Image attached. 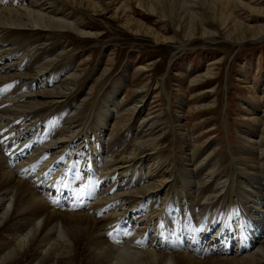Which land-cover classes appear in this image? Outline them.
I'll use <instances>...</instances> for the list:
<instances>
[{"label": "bare ground", "instance_id": "bare-ground-1", "mask_svg": "<svg viewBox=\"0 0 264 264\" xmlns=\"http://www.w3.org/2000/svg\"><path fill=\"white\" fill-rule=\"evenodd\" d=\"M103 1L0 0V264H264L262 117L252 119V131H241V139L247 143L231 153L230 170V159L226 157V161L223 153L214 150L215 141L206 145L190 141L179 114L174 123L177 155L157 151L162 143L158 136L162 122L148 117L147 101L121 98L126 86L123 77L119 76V84L97 94L94 113L89 111L85 106L91 92L82 90L75 62H65L64 46L48 38L52 31L93 34L79 22L77 10L97 12ZM127 1L123 0L118 10L124 15L130 6ZM175 1L181 9L178 14L183 15L188 5ZM200 1L214 15L227 12L225 25L233 20L229 7L235 5L233 0ZM144 4L140 0L138 6L143 8ZM245 6L264 13V9ZM150 9L157 11L154 6ZM161 9L166 10L165 3ZM188 21L194 23L195 19ZM232 23L236 32L245 28L250 39H264V24L253 28L240 21ZM231 32L229 29V37ZM245 36L241 33L238 38ZM256 89L264 93L263 87ZM263 105L259 101L254 111L258 113ZM181 107L180 103V112ZM91 115L88 128L84 125ZM47 116L50 119L40 133V142L24 137L27 129ZM8 118H17L16 124ZM111 135L117 137L106 145ZM80 136L92 138L89 155L84 150L73 155L72 147L63 145L66 138ZM130 136L137 142L128 149H117ZM39 145L40 157L31 156L40 150ZM100 146L104 156L96 154ZM110 153L112 163L106 161ZM22 158L26 162L20 163ZM171 160L173 166L162 171L159 164ZM33 172L40 174L35 177ZM79 172L88 175L76 181ZM167 173L169 180L153 181L139 190L125 183H144ZM139 174L151 176H136ZM174 176L184 181V187L176 185L175 194L170 191L177 183L171 179ZM103 183L110 186L103 189ZM42 188L52 190V195L42 193ZM170 197L169 208L175 210L172 223L167 225L164 204ZM65 204L87 210L56 207ZM183 211L188 218L179 226ZM139 221L143 224L140 231ZM150 232L156 233L155 237L150 238ZM206 234H212L207 247ZM175 236L178 240H173ZM189 239L194 244L182 242ZM234 239L237 252L228 255V241Z\"/></svg>", "mask_w": 264, "mask_h": 264}, {"label": "rangeland", "instance_id": "rangeland-1", "mask_svg": "<svg viewBox=\"0 0 264 264\" xmlns=\"http://www.w3.org/2000/svg\"><path fill=\"white\" fill-rule=\"evenodd\" d=\"M144 1L142 8L138 6L140 0H128L126 3L130 6L126 8V15L118 11L123 0H104L97 12L78 9L79 22L93 34L80 36L52 31L48 39L64 46L65 62H75L83 82L82 90L91 92L85 108L93 109L96 95L102 94L105 87L108 90L109 85L119 84V78L123 77L126 86L121 90V98L133 101L138 97L147 101L148 117L162 122V130L158 134L162 143L157 145V151H163L164 155L170 157L177 155L174 123L179 114L190 141L197 145L215 141L214 150L223 153L225 160L226 157L230 159V168L231 153L235 152V147L247 143L242 141L241 131L254 129V117H262L260 127H264V105L258 113L254 111L259 101L264 104V93L256 89L258 86L264 88V39H250V31L245 28L236 32L237 26L232 21H240L253 28L263 25L264 13L252 12L245 5L264 9V0H233L235 7L229 6L233 20L226 25L223 21L227 12L214 15L212 9L204 6L200 0H183L188 5V10L182 13L185 16L178 14L181 9L178 10L175 0ZM164 3L166 10L161 9ZM152 6L157 11H152ZM191 18L195 19L194 23H189ZM229 29L232 30L231 37L228 35ZM190 31L194 34L189 35ZM241 33L247 35L243 40L238 38ZM180 103L182 112L177 108ZM8 119L13 124L17 122V118ZM116 137L109 136L105 144H113ZM136 142L134 136H130L118 149H128ZM80 144L72 146L73 155ZM112 156L110 153L106 161L112 160V163ZM172 162L160 163L159 167L165 172L173 166ZM130 168L133 169V166ZM33 174L38 177L40 173ZM155 175L153 173L152 177ZM136 176L150 178L151 175ZM169 176L167 173L160 178L147 179L144 183H125L139 190L153 181H167ZM101 185L103 189L110 186L107 183ZM45 194L52 195V190ZM98 224L101 228L102 224ZM142 226L139 224L138 231ZM154 234L150 232V238ZM205 238L206 247L210 246L212 234H206ZM182 242L194 244L191 239ZM142 264L150 263L144 261Z\"/></svg>", "mask_w": 264, "mask_h": 264}, {"label": "trees", "instance_id": "trees-1", "mask_svg": "<svg viewBox=\"0 0 264 264\" xmlns=\"http://www.w3.org/2000/svg\"><path fill=\"white\" fill-rule=\"evenodd\" d=\"M160 59H162V58H160Z\"/></svg>", "mask_w": 264, "mask_h": 264}]
</instances>
